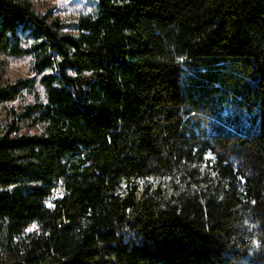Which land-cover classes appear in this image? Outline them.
Instances as JSON below:
<instances>
[{"label": "trees", "instance_id": "16d2710c", "mask_svg": "<svg viewBox=\"0 0 264 264\" xmlns=\"http://www.w3.org/2000/svg\"><path fill=\"white\" fill-rule=\"evenodd\" d=\"M0 264H264V0H0Z\"/></svg>", "mask_w": 264, "mask_h": 264}, {"label": "rangeland", "instance_id": "374dc122", "mask_svg": "<svg viewBox=\"0 0 264 264\" xmlns=\"http://www.w3.org/2000/svg\"><path fill=\"white\" fill-rule=\"evenodd\" d=\"M39 12H51L54 16L65 20L68 23L76 21L80 16L92 14L96 8L97 0H33ZM27 47L28 43L24 42ZM10 81L18 79H33L35 77L32 71V59L25 57L10 61L8 75ZM45 100L43 87L40 85V78H37L35 88L32 91H24L21 98L8 108L21 107Z\"/></svg>", "mask_w": 264, "mask_h": 264}, {"label": "built area", "instance_id": "2783aa9c", "mask_svg": "<svg viewBox=\"0 0 264 264\" xmlns=\"http://www.w3.org/2000/svg\"><path fill=\"white\" fill-rule=\"evenodd\" d=\"M65 194H66V190L63 187H58V188L54 189L53 193H52V200L48 204V208H52L54 206V201H56L59 198H62ZM49 205H51V206H49ZM33 225L37 226V223L35 222Z\"/></svg>", "mask_w": 264, "mask_h": 264}, {"label": "snow or ice", "instance_id": "6c2138e0", "mask_svg": "<svg viewBox=\"0 0 264 264\" xmlns=\"http://www.w3.org/2000/svg\"><path fill=\"white\" fill-rule=\"evenodd\" d=\"M49 206H51V205H49ZM35 228H36V226L33 225L32 228H29V229H28V231H33Z\"/></svg>", "mask_w": 264, "mask_h": 264}]
</instances>
